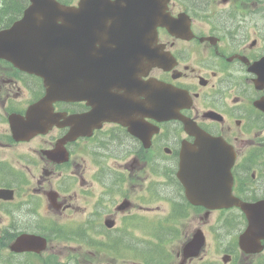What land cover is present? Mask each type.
Segmentation results:
<instances>
[{
  "label": "flooded vegetation",
  "instance_id": "obj_1",
  "mask_svg": "<svg viewBox=\"0 0 264 264\" xmlns=\"http://www.w3.org/2000/svg\"><path fill=\"white\" fill-rule=\"evenodd\" d=\"M207 1L213 11H220L214 21L207 20L208 14L201 6ZM248 4L251 5V14L242 12ZM172 10L173 17L181 19L178 23L180 28H185L191 21L195 23L193 36L170 35L162 28V38L158 41L160 49L172 50L178 59L176 65L180 68L173 73L156 69L152 75L182 89L192 90L197 87L193 92L199 99V106L191 104L183 110L184 116L233 146L237 155L232 167L237 200L238 197L246 201L264 198V180L247 183L244 177L248 170V160L238 157L244 144L239 131L248 130L245 127L246 118L243 120V117L250 112V107L246 110L243 96L253 99L262 95L261 91L248 88L253 76L246 70L250 62L264 54V0H173ZM182 31L181 34L187 32L186 29ZM253 33L254 38L251 39ZM4 74L10 75L11 71L6 67L4 72L0 62V190H3L0 192V264L65 262L64 255L58 253V240L51 237L54 234L50 220L66 216L67 211L75 214V226L80 228L81 236L88 234L86 230L99 231L106 219H112L115 214L113 206H100L102 197L97 187L85 189L88 183L83 173L87 168L83 163L95 164L93 178L98 183L100 148H123L131 157L125 165L126 174L122 177L128 189V194L124 196L129 198L125 214L131 229L142 230L147 224V216L155 210L141 204L131 194L147 182L149 171L153 177L158 178L155 180L158 191L150 190L147 199L146 195L142 198L146 202L155 203V208H160L156 203L162 204L164 200L173 215L176 250L161 264H259L264 249L258 254H244L238 250L236 238H233L234 243L231 239L230 230L234 229L238 236V225L243 221L238 206L207 210L188 202L180 190L175 177L179 151L183 142H193V137L186 133L180 121L156 122L146 117V121L157 127L145 125L140 137L130 134L125 127L111 125L119 134L114 135V130L102 131L97 136L103 142L93 140L95 134L101 131L98 128L90 136L82 135L59 144L60 138L69 130L67 125H52L43 132L19 139L13 135L10 123L14 114L24 116L34 99V92L39 93L41 85L28 77L20 82L12 81L10 77L5 79ZM29 91L30 99L26 94ZM78 104L80 106L75 103H56L54 107L57 111L67 113L85 112L87 107L83 103ZM199 107L205 111L200 113ZM106 124L109 125H103ZM147 143L149 145L146 147ZM51 149L57 152L54 158L47 155ZM61 157L69 161V170L65 172L71 176L65 181V166L54 162V159ZM83 157L86 159L81 164ZM258 164L261 165L260 162ZM135 170L137 174L133 175ZM52 189L55 192L53 197L49 196ZM208 214H216L212 222ZM160 215L155 212L153 217L157 220ZM122 219L120 228L126 223V218ZM196 223L207 225L206 230L211 235L209 245H223L224 256L218 257L206 252L192 256L181 251L183 244L200 228L195 226ZM22 233L46 238L44 249L38 253L10 251V244ZM133 240L140 243L142 237L139 234ZM87 264L97 263L89 261Z\"/></svg>",
  "mask_w": 264,
  "mask_h": 264
},
{
  "label": "water",
  "instance_id": "obj_2",
  "mask_svg": "<svg viewBox=\"0 0 264 264\" xmlns=\"http://www.w3.org/2000/svg\"><path fill=\"white\" fill-rule=\"evenodd\" d=\"M57 6L51 8V17L56 18L67 15L71 19L73 18L74 25L77 26V24H79L77 22H81L79 16L82 15L85 18L83 19L85 25L87 27L89 25L93 26L96 32L91 35V40L93 43H99V51L97 50V52L108 54L107 61L103 65L104 69L112 68V66L116 65L125 66L126 71L132 74V79L135 77L136 67L138 65L144 70L140 61L144 59L145 50L142 53L137 43L130 40H125L124 42L120 36L124 35L122 33L129 25H135L134 28L136 30H141L142 33H144L146 29V37L150 42L154 35V26L160 20V12L156 0H83L79 4V10L75 11L71 9L64 10L61 6ZM36 12H38V9L31 6L25 11L23 19L26 18L19 25V28L15 29L12 27L0 33V56L11 61L20 68L33 70L41 74V71H43L45 74L42 75L50 86V89L48 88V93L52 97L87 98L93 90V86H89L87 82L79 85L80 79L76 78L77 73L75 74V72L72 71V69L76 68L66 67L63 64L65 62L76 61L75 55H71L72 52L68 50L72 49L78 42L80 38L78 32L70 30L65 32L62 36L54 35L53 38L59 43H65L68 50L59 48L54 49L53 46L44 47L46 40L39 39L36 41V37L32 34L30 29L31 22L36 18ZM132 18L135 20H131ZM44 21L45 24L42 29L48 34L53 35L51 20L45 19ZM108 22L109 25H107ZM140 38H142V34ZM87 40L88 38L85 37L83 40L85 44ZM43 47L45 48L44 51ZM87 48L88 45H85L86 50ZM119 48H126L127 50L123 51ZM149 53L150 49L146 47V55ZM89 69L90 68L86 66L83 70L88 71ZM104 69L99 70L102 75H106ZM110 71H112V69H110ZM94 74H98V72L92 73V71H90L82 73V75H89L87 77L90 78ZM147 94V104L155 100L163 102L164 98H167V94L159 90L153 92L148 91ZM151 94L154 95L149 99V95ZM127 97L128 93L125 94L124 92L114 97L106 95L98 100V105L101 108H106L107 105H111L118 109L117 116L122 117L124 115L123 110H125V106L128 105ZM216 142V140H207L205 136H201L197 141L198 146L194 148V153L191 155H183L181 159V171L184 177L183 183L186 188L187 185L191 186L192 189L189 188V194L191 197L195 198H191L194 202H201L198 200L203 199L206 200L210 193L222 188L221 185L213 186L216 182L214 176L220 174L219 171L214 170V167L219 166L218 162L216 160L210 163L208 162V158H219L209 152L222 148L221 145L216 147L208 146L210 143L214 144ZM191 159H193V161ZM206 166L207 170L205 169Z\"/></svg>",
  "mask_w": 264,
  "mask_h": 264
},
{
  "label": "rangeland",
  "instance_id": "obj_3",
  "mask_svg": "<svg viewBox=\"0 0 264 264\" xmlns=\"http://www.w3.org/2000/svg\"><path fill=\"white\" fill-rule=\"evenodd\" d=\"M203 6H204V8H206L207 12L211 15V19L218 17L219 12L213 11L210 5L203 4ZM195 89L197 90V87ZM244 119H245L246 124L248 126H251L252 123L256 122V120H251L248 114L243 117V120ZM258 124H261V122H258ZM240 135H241L242 139L246 142V141H248L249 138L252 137V130L251 129L250 130H242L240 132ZM248 147L250 148V152H249V154L247 152L244 155H248L249 162L252 164L251 168H254L253 164L256 163V159H260V160H262V163H264V148L252 150L253 149L252 145H249ZM261 178L264 179V174L261 176ZM153 179H154L153 180V190L157 191L158 185H157V182H155V180L158 178L153 177ZM160 223L162 225L160 227H158V229L161 230L159 238H162V239H159L158 237L155 238V240H157L160 243V246L158 244H156V242L154 241V237L152 236V235L157 236L159 234L158 230H156L154 228H147V233L145 231H142V233H144L147 237V239L144 240L142 243L145 244L146 241L148 242V244L143 246L142 253L145 256H151L152 253H157V247H158V253H160L159 264L163 263L165 260L170 258L173 255V249H174V245L171 243V241H173V239L167 235L168 224H167L165 215H161ZM129 238L127 237L128 240H130ZM139 247H141V246H133L134 249H138ZM101 249L99 250V252L96 256V259H98V260H105L107 258H111V259L113 258L114 264H120L121 260L124 259V257H122V256L121 257L114 256L107 248H101ZM222 252H223V245H220V244L216 245L215 251H212V253H215L217 255H220ZM115 253L122 254L123 250L121 248L116 247ZM174 254H175V251H174Z\"/></svg>",
  "mask_w": 264,
  "mask_h": 264
},
{
  "label": "trees",
  "instance_id": "obj_4",
  "mask_svg": "<svg viewBox=\"0 0 264 264\" xmlns=\"http://www.w3.org/2000/svg\"><path fill=\"white\" fill-rule=\"evenodd\" d=\"M11 2H12V5H15V6H17V7H20V5H21V0H11ZM5 8V7H4ZM18 11V10H17Z\"/></svg>",
  "mask_w": 264,
  "mask_h": 264
}]
</instances>
